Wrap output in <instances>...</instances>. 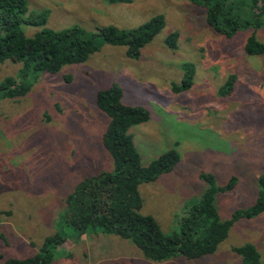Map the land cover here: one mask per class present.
<instances>
[{"label": "rangeland", "instance_id": "obj_1", "mask_svg": "<svg viewBox=\"0 0 264 264\" xmlns=\"http://www.w3.org/2000/svg\"><path fill=\"white\" fill-rule=\"evenodd\" d=\"M27 1L30 11L49 12L44 26L22 25L30 37L74 25L89 35L108 25L130 29L156 15L164 16L165 26L138 58L127 46L98 37L99 50L86 61L42 72L28 93L0 100V264L40 252L55 233L68 238L55 247L51 264H243L233 248L245 243L256 245L264 264V212L234 222L211 254L165 261L148 259L130 239L100 228L76 234L62 221L79 183L115 168L103 143L110 117L97 103V93L113 84L123 88L126 103L151 114L130 128L143 165L172 148L180 154L170 172L140 186L141 212L155 217L165 233L179 230L186 203L198 201L208 187L203 172L221 186L236 177L232 189L216 196L222 219L256 202L264 175V54H249L245 46L253 34L264 42V15L256 25L264 0H229L250 23L231 38L190 0ZM173 32L179 34L176 48L166 42ZM21 67L0 62V82L18 78ZM187 67L195 70L193 85L176 92ZM232 74L234 91L225 94Z\"/></svg>", "mask_w": 264, "mask_h": 264}, {"label": "trees", "instance_id": "obj_2", "mask_svg": "<svg viewBox=\"0 0 264 264\" xmlns=\"http://www.w3.org/2000/svg\"><path fill=\"white\" fill-rule=\"evenodd\" d=\"M190 1L207 9L208 23L228 38L250 24L234 12L229 0ZM263 15L264 7L256 12L257 26L261 25ZM48 17V11H30L27 0H0V62L22 64L18 78L7 76L0 82V100L28 93L42 72L56 73L65 65L86 61L99 50L98 37L115 45L127 46L128 55L138 58L142 47L165 26L164 16L156 15L130 29L108 25L89 35L82 26L74 25L61 30L43 28L34 36H27L23 24L44 26ZM178 37V32L171 33L167 45L176 48ZM245 48L249 54H264V42L254 34L248 38ZM194 75V68L187 67L181 84H176L174 90L180 92L190 88ZM236 80L235 74L229 76L225 94L234 91ZM123 97L124 91L119 84L97 93L99 108L110 117L103 143L114 159L115 168L85 178L68 195L62 221L72 226L74 233L83 234L89 229L100 228L104 233L132 240L153 261L178 256L199 258L217 250L228 237L234 222L264 212V175L260 178L262 187L256 202L248 208L236 209L231 218L222 219L216 196L232 189L236 177L232 176L226 185L221 186L213 174L203 172L201 178L208 187L198 201L186 203L179 230L165 233L155 217L141 212L144 199L140 186L170 172L180 161V154L172 148L144 166L130 128L147 122L151 114L141 105L126 103ZM67 238V234L55 233L45 239L40 252L24 258H7L2 264H51L55 247L64 244ZM233 249L242 257L243 264H261V253L255 244L245 243Z\"/></svg>", "mask_w": 264, "mask_h": 264}]
</instances>
